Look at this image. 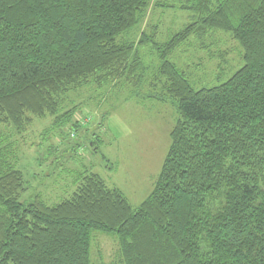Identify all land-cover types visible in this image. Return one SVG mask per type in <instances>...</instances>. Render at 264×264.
I'll return each mask as SVG.
<instances>
[{
  "label": "trees",
  "instance_id": "16d2710c",
  "mask_svg": "<svg viewBox=\"0 0 264 264\" xmlns=\"http://www.w3.org/2000/svg\"><path fill=\"white\" fill-rule=\"evenodd\" d=\"M153 2L0 0V126L11 128H0V264H92L94 232L117 236L124 264H264V0H187L192 23L167 42L145 32L129 39ZM210 32L229 34L243 65L196 90L170 57ZM142 47L159 60L152 78ZM112 83L160 87L150 98L176 108L152 193L133 209L89 173L57 205L22 203L13 137L33 117L72 121L71 93Z\"/></svg>",
  "mask_w": 264,
  "mask_h": 264
},
{
  "label": "rangeland",
  "instance_id": "374dc122",
  "mask_svg": "<svg viewBox=\"0 0 264 264\" xmlns=\"http://www.w3.org/2000/svg\"><path fill=\"white\" fill-rule=\"evenodd\" d=\"M187 0H154L140 26L129 39L138 41L142 32L155 34L163 44L192 23L191 13L182 9ZM140 57L152 78L159 66L157 55L148 47L139 48ZM170 61L186 72L196 89L224 83L243 65V51L223 32L192 37L181 45ZM112 83L101 89L86 86L68 96L67 108L78 106L72 121L54 117H33L26 132L14 136L9 161L24 175L27 191L24 204L36 197L54 206L74 193L80 179L99 175L109 188L120 190L137 209L154 190L167 156L170 132L178 117L170 102L150 98L158 89L142 85L120 88ZM63 111L61 114H64ZM79 124L77 132L74 124ZM2 133L10 127L0 126ZM116 235L94 232L92 264H124Z\"/></svg>",
  "mask_w": 264,
  "mask_h": 264
}]
</instances>
